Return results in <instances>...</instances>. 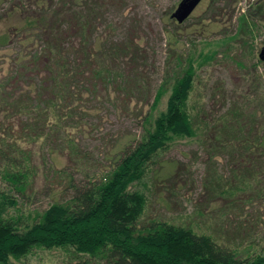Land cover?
I'll return each mask as SVG.
<instances>
[{"label":"trees","instance_id":"trees-1","mask_svg":"<svg viewBox=\"0 0 264 264\" xmlns=\"http://www.w3.org/2000/svg\"><path fill=\"white\" fill-rule=\"evenodd\" d=\"M76 1L36 0L39 9L24 16L26 27L0 32V62L10 65L9 74L0 77V264H15L38 247L69 246L79 254L76 264H90L92 258L105 264H264V246L250 252V242L245 252L221 239L217 229L143 219L146 196L131 188L183 138L196 141L210 160L224 153L241 156L231 186L221 185L212 164L203 184L211 200L226 199L224 211L237 208V193L254 186L262 137L252 132L237 101L218 118L204 105L189 109L196 73L190 56L167 62L155 99L141 114L142 134L114 150L110 167L95 178L85 171L84 181L71 167L56 168L49 161L46 155L57 145L77 158L89 155L76 135L95 111L93 101L111 95L130 99L144 86L140 74L125 72V65L136 69L145 61L139 43L96 38L97 12L92 4L78 10ZM167 88V108L155 115ZM212 99L217 100L215 93ZM40 176L47 178L51 203L26 215L19 200L31 201ZM57 176L66 179L62 189L55 188L61 182Z\"/></svg>","mask_w":264,"mask_h":264},{"label":"rangeland","instance_id":"rangeland-1","mask_svg":"<svg viewBox=\"0 0 264 264\" xmlns=\"http://www.w3.org/2000/svg\"><path fill=\"white\" fill-rule=\"evenodd\" d=\"M35 1L0 0V32H15V28L26 27L24 16H33L39 9ZM180 1H76L74 7L78 10L92 4L97 12L94 13L97 15L94 21L96 38L139 43L145 61L136 69L125 65V72L140 74L144 86L130 99H125L124 95L114 99L111 95L109 99L93 101L96 109L86 118L82 133L76 135L89 155L77 158L68 155L62 145H57L51 147L50 155L46 156L56 168L71 167L79 180L87 179L85 171L95 178L110 167L115 149L133 144L142 134L141 114L150 109L168 70L167 62L179 55H184L185 59L190 56L196 73L189 109L196 110L204 105L209 112L213 111L211 118H218L227 112L233 101H237L243 107L246 123L252 122V132L262 137L260 150L263 152L254 163L257 175L254 186L237 193V208L224 211L229 208L225 205L226 199L211 200L203 184L212 164L221 175V185L231 186L228 182L230 179L236 181L233 169L237 161L238 165L241 163V156L224 153L210 160L196 141L183 138L175 140L170 150L158 158L153 171L152 168L148 170L131 188L146 196L143 219L191 224L197 231L219 230L221 239L231 241L242 251H247L250 242L253 244L250 252L260 251L264 246V60L259 57V52L264 46V0H201L183 22H178L171 14ZM58 2L53 0V4ZM9 67L7 59L0 62V77L9 74ZM170 92V88L163 92L155 115L166 110ZM214 93L217 100L212 99ZM222 94H225L223 98ZM41 156L36 155L37 158ZM57 178L61 182L55 188L62 189L66 179ZM47 186V178H37L31 201L24 203L20 199L17 207L26 215L44 210L51 203ZM15 210L10 208V213ZM77 255L70 246L38 247L13 261L15 264H76L80 259ZM90 260V264H105L97 258Z\"/></svg>","mask_w":264,"mask_h":264},{"label":"water","instance_id":"water-1","mask_svg":"<svg viewBox=\"0 0 264 264\" xmlns=\"http://www.w3.org/2000/svg\"><path fill=\"white\" fill-rule=\"evenodd\" d=\"M201 0H181L171 16L178 22H183L195 9ZM259 57L264 60V46L259 52Z\"/></svg>","mask_w":264,"mask_h":264}]
</instances>
